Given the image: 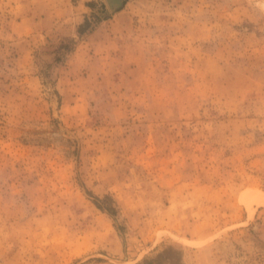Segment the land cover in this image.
Masks as SVG:
<instances>
[{"label":"rangeland","instance_id":"obj_1","mask_svg":"<svg viewBox=\"0 0 264 264\" xmlns=\"http://www.w3.org/2000/svg\"><path fill=\"white\" fill-rule=\"evenodd\" d=\"M115 4L0 0V264H264V0Z\"/></svg>","mask_w":264,"mask_h":264},{"label":"bare ground","instance_id":"obj_2","mask_svg":"<svg viewBox=\"0 0 264 264\" xmlns=\"http://www.w3.org/2000/svg\"><path fill=\"white\" fill-rule=\"evenodd\" d=\"M109 2H110V4H112L113 5V3H116L115 4V6H111L112 7V9H116V6L118 5V3L120 2V0H108ZM117 1V2H116Z\"/></svg>","mask_w":264,"mask_h":264},{"label":"trees","instance_id":"obj_3","mask_svg":"<svg viewBox=\"0 0 264 264\" xmlns=\"http://www.w3.org/2000/svg\"><path fill=\"white\" fill-rule=\"evenodd\" d=\"M89 25V20H86V22L84 23V25L82 26V28H85Z\"/></svg>","mask_w":264,"mask_h":264}]
</instances>
